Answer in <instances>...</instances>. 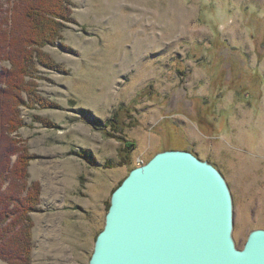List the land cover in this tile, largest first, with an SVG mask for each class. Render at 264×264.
<instances>
[{"label":"rangeland","instance_id":"obj_1","mask_svg":"<svg viewBox=\"0 0 264 264\" xmlns=\"http://www.w3.org/2000/svg\"><path fill=\"white\" fill-rule=\"evenodd\" d=\"M21 2L0 0V24ZM70 2L41 48L60 69L37 67L11 135L41 188L31 264H89L113 192L169 151L221 173L243 251L264 231V0Z\"/></svg>","mask_w":264,"mask_h":264},{"label":"water","instance_id":"obj_2","mask_svg":"<svg viewBox=\"0 0 264 264\" xmlns=\"http://www.w3.org/2000/svg\"><path fill=\"white\" fill-rule=\"evenodd\" d=\"M221 173L188 152L159 153L113 192L89 264H264V231L243 251Z\"/></svg>","mask_w":264,"mask_h":264},{"label":"trees","instance_id":"obj_3","mask_svg":"<svg viewBox=\"0 0 264 264\" xmlns=\"http://www.w3.org/2000/svg\"><path fill=\"white\" fill-rule=\"evenodd\" d=\"M70 12V0H22L0 24V62L10 63L0 71V260L6 264H31L35 244L30 213L41 201L39 183H28L27 153L11 135L21 127V106L33 102L37 67L60 69L41 48L61 39L66 23L72 22ZM34 98V104L46 106ZM84 153L95 164L92 154Z\"/></svg>","mask_w":264,"mask_h":264},{"label":"crops","instance_id":"obj_4","mask_svg":"<svg viewBox=\"0 0 264 264\" xmlns=\"http://www.w3.org/2000/svg\"><path fill=\"white\" fill-rule=\"evenodd\" d=\"M85 236H86V240H87V237H88L87 234ZM81 239H84V238H81Z\"/></svg>","mask_w":264,"mask_h":264}]
</instances>
